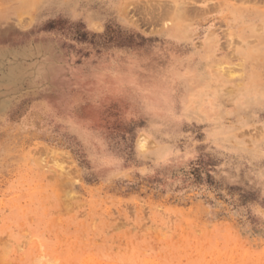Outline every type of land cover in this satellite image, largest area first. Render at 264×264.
Masks as SVG:
<instances>
[{"label":"rangeland","instance_id":"obj_1","mask_svg":"<svg viewBox=\"0 0 264 264\" xmlns=\"http://www.w3.org/2000/svg\"><path fill=\"white\" fill-rule=\"evenodd\" d=\"M0 264H264V0H0Z\"/></svg>","mask_w":264,"mask_h":264}]
</instances>
